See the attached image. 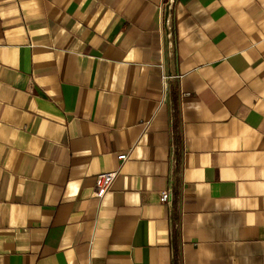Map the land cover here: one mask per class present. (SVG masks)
I'll use <instances>...</instances> for the list:
<instances>
[{"label":"crops","instance_id":"0c3cea01","mask_svg":"<svg viewBox=\"0 0 264 264\" xmlns=\"http://www.w3.org/2000/svg\"><path fill=\"white\" fill-rule=\"evenodd\" d=\"M174 256L264 264V0H0V264Z\"/></svg>","mask_w":264,"mask_h":264},{"label":"built area","instance_id":"2783aa9c","mask_svg":"<svg viewBox=\"0 0 264 264\" xmlns=\"http://www.w3.org/2000/svg\"><path fill=\"white\" fill-rule=\"evenodd\" d=\"M128 154L126 152H122L117 154V159L120 162H124L127 159ZM117 170L104 171L96 174L94 178V190L93 196L100 199L104 196V194L110 189L111 184L115 177L117 176ZM168 190H163L160 192V200L161 202H166L168 199Z\"/></svg>","mask_w":264,"mask_h":264},{"label":"trees","instance_id":"16d2710c","mask_svg":"<svg viewBox=\"0 0 264 264\" xmlns=\"http://www.w3.org/2000/svg\"><path fill=\"white\" fill-rule=\"evenodd\" d=\"M174 264H177V260L175 259V256H174Z\"/></svg>","mask_w":264,"mask_h":264}]
</instances>
